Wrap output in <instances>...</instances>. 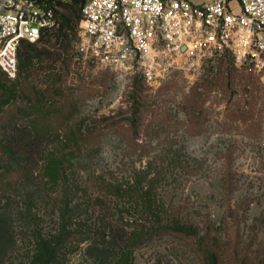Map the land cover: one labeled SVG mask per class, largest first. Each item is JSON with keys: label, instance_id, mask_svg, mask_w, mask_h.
Returning <instances> with one entry per match:
<instances>
[{"label": "rangeland", "instance_id": "1", "mask_svg": "<svg viewBox=\"0 0 264 264\" xmlns=\"http://www.w3.org/2000/svg\"><path fill=\"white\" fill-rule=\"evenodd\" d=\"M79 33L80 28L66 84L74 87L81 78L87 81L76 91L80 100L75 118L82 121L102 118L123 121L120 115L131 107L128 95L135 78L144 82L149 95L163 86L174 85L167 97L169 101L161 104L179 112L191 88L217 74L219 60L223 58L208 54L200 59L180 60L162 73L163 77L153 87L136 68L116 73L79 59L76 52ZM226 59L229 67L240 68L231 56ZM101 77L103 83L94 85L95 92L90 91L88 82ZM251 78L263 87L258 94L260 99L251 105V96H246L242 82L228 92L213 90L206 102L208 120L197 136L184 134L183 130L161 138L142 135L130 147L126 140L108 132L100 145L82 150L75 158L67 157L71 149L58 142L55 152L71 159L66 165L74 189L67 197L63 187L48 186L37 175L0 194V264H32L38 246L57 239L60 242L54 264H123L126 251L123 244L112 242L102 246L90 235V227L98 220V197L103 196V183L127 190L117 198L108 194L103 203L110 206L109 217L113 214L128 229L141 231L142 227H151L153 221L144 202L152 199L167 210V215L179 211L184 215L182 218L195 225L210 221L217 228L212 229L215 234L224 235L227 231L232 247L240 238L245 249L235 253L233 248L224 264H264V71H255ZM238 97L245 101L247 110L254 108V118L235 123L231 131L225 132L227 107ZM183 117L180 112L176 120ZM152 118L148 115L146 123ZM228 148L233 150L236 190L227 207L222 201L220 178L223 154ZM154 183L156 187L150 194ZM129 264H202V252L192 238L163 234L137 244Z\"/></svg>", "mask_w": 264, "mask_h": 264}, {"label": "trees", "instance_id": "2", "mask_svg": "<svg viewBox=\"0 0 264 264\" xmlns=\"http://www.w3.org/2000/svg\"><path fill=\"white\" fill-rule=\"evenodd\" d=\"M86 2L87 0H48L46 6L54 9L56 14V27L43 32L37 42L20 41L17 52L18 72L14 80L0 68V194L40 175L46 185L63 187L65 196L68 197L74 189L66 165L71 159H65L66 156L55 152L58 142H64L71 149L67 157L73 155L75 158L82 150L100 145L108 132L126 140L130 147L136 145L142 135L161 138L183 130L184 134L197 136L203 132L208 120L206 102L213 90L224 89L228 92L233 89L232 86L242 82L246 96H251V105L260 99L258 94L263 87L251 78L255 75L254 68L229 67L226 58L232 55L227 51L219 60V72L197 82L184 97L179 112L175 113L173 109L161 104L169 101L167 97L175 88L174 85L163 86L156 94L149 95L144 82L135 78L133 89L128 95L131 107L120 115L124 118L123 121L111 120L114 118L77 120L75 117L80 98L76 97V91L80 89V84L87 81L81 78L78 85L70 87L66 80L71 73L75 57L74 44ZM103 78L90 80V91L95 92L94 85L103 83ZM244 104L245 101L239 97L234 103H229L225 115L227 122L223 127L225 132L231 131L235 123L253 120L254 108L247 110ZM154 106L156 109H152ZM180 112L184 116L183 120H176ZM148 115L153 118L146 123ZM233 163V150L228 148L223 154L220 178L222 201L227 207L236 190ZM155 184L150 187V194L156 187ZM76 186L78 188L75 184ZM101 190L103 196L98 197V220L90 227V235L102 246L112 242L123 244L126 249L123 264H129V257L137 244L163 234L194 239L202 252V264H224V258L233 248L235 253L236 250L240 252L245 249L240 238L237 245L232 247L227 231L224 235L215 234L212 229L216 226L210 221L203 222L200 226L182 218L184 215L181 216L179 211L167 215V210L156 205V201L152 199L144 202L149 219L153 221L151 227H142L141 231L130 230L125 223L112 217L113 214L109 217L110 206L103 203V198L108 197V194L117 198L127 190L109 183H103ZM58 242L60 239L49 245L41 243L32 264L56 263Z\"/></svg>", "mask_w": 264, "mask_h": 264}, {"label": "built area", "instance_id": "3", "mask_svg": "<svg viewBox=\"0 0 264 264\" xmlns=\"http://www.w3.org/2000/svg\"><path fill=\"white\" fill-rule=\"evenodd\" d=\"M48 0H0V68L18 72L21 40L57 25ZM78 57L113 72L136 68L155 87L183 59L229 52L237 67L264 71V0H87Z\"/></svg>", "mask_w": 264, "mask_h": 264}, {"label": "crops", "instance_id": "4", "mask_svg": "<svg viewBox=\"0 0 264 264\" xmlns=\"http://www.w3.org/2000/svg\"><path fill=\"white\" fill-rule=\"evenodd\" d=\"M202 2H206V0H202ZM202 2H200V3H202Z\"/></svg>", "mask_w": 264, "mask_h": 264}]
</instances>
